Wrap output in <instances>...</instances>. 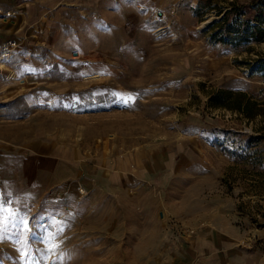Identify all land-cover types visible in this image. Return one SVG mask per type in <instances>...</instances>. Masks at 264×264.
Segmentation results:
<instances>
[{"label":"rangeland","instance_id":"obj_1","mask_svg":"<svg viewBox=\"0 0 264 264\" xmlns=\"http://www.w3.org/2000/svg\"><path fill=\"white\" fill-rule=\"evenodd\" d=\"M199 1L0 0V264H264L263 122L208 103L264 41Z\"/></svg>","mask_w":264,"mask_h":264},{"label":"trees","instance_id":"obj_2","mask_svg":"<svg viewBox=\"0 0 264 264\" xmlns=\"http://www.w3.org/2000/svg\"><path fill=\"white\" fill-rule=\"evenodd\" d=\"M210 4V0L199 1L196 10L207 7V9L215 10L217 15L221 14L218 20H212L206 27L207 31L212 32L211 38L213 41L233 47L251 41H264V0H252L243 3L234 0L229 2L228 9H222L220 6H210ZM254 4L259 6L254 7ZM260 6H262V9ZM251 11L254 13L249 14ZM250 63L256 67L257 72H262L264 75V53L248 62L247 65L251 66ZM208 103L212 107L225 108L236 112L248 122H254L260 117L263 125L253 127V131L257 133L253 141L258 142L260 140V132L264 130V97L257 99L244 91L220 89L209 96Z\"/></svg>","mask_w":264,"mask_h":264},{"label":"snow or ice","instance_id":"obj_3","mask_svg":"<svg viewBox=\"0 0 264 264\" xmlns=\"http://www.w3.org/2000/svg\"><path fill=\"white\" fill-rule=\"evenodd\" d=\"M5 203H7V201ZM3 210H4V205L0 204V214L3 213ZM9 219L12 222H15V214H13ZM19 224H20V230H21L22 233L28 232L30 234L31 229H30L29 224H28L27 221L20 220ZM6 226H7L6 222L0 221V236H2L4 227H6ZM24 255L26 256L27 254L25 253Z\"/></svg>","mask_w":264,"mask_h":264},{"label":"crops","instance_id":"obj_4","mask_svg":"<svg viewBox=\"0 0 264 264\" xmlns=\"http://www.w3.org/2000/svg\"><path fill=\"white\" fill-rule=\"evenodd\" d=\"M199 240H200V242H202V243H204L206 240L204 239V238H202V240H201V238L199 237ZM220 240V239H219ZM219 242H221V240L219 241ZM210 244V243H209Z\"/></svg>","mask_w":264,"mask_h":264},{"label":"water","instance_id":"obj_5","mask_svg":"<svg viewBox=\"0 0 264 264\" xmlns=\"http://www.w3.org/2000/svg\"><path fill=\"white\" fill-rule=\"evenodd\" d=\"M210 20H207V22H209Z\"/></svg>","mask_w":264,"mask_h":264}]
</instances>
